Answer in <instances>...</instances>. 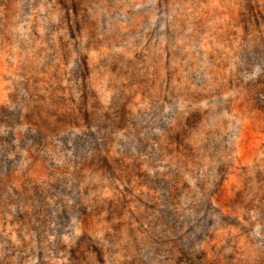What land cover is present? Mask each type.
Returning a JSON list of instances; mask_svg holds the SVG:
<instances>
[{
    "label": "rangeland",
    "instance_id": "1",
    "mask_svg": "<svg viewBox=\"0 0 264 264\" xmlns=\"http://www.w3.org/2000/svg\"><path fill=\"white\" fill-rule=\"evenodd\" d=\"M0 264H264V0H0Z\"/></svg>",
    "mask_w": 264,
    "mask_h": 264
}]
</instances>
